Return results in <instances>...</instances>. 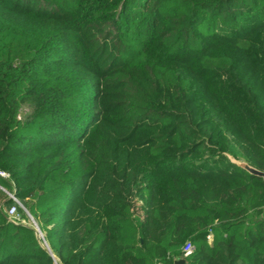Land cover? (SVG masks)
Here are the masks:
<instances>
[{
  "label": "trees",
  "instance_id": "16d2710c",
  "mask_svg": "<svg viewBox=\"0 0 264 264\" xmlns=\"http://www.w3.org/2000/svg\"><path fill=\"white\" fill-rule=\"evenodd\" d=\"M230 157L264 173V0H0V264H264Z\"/></svg>",
  "mask_w": 264,
  "mask_h": 264
},
{
  "label": "built area",
  "instance_id": "2783aa9c",
  "mask_svg": "<svg viewBox=\"0 0 264 264\" xmlns=\"http://www.w3.org/2000/svg\"><path fill=\"white\" fill-rule=\"evenodd\" d=\"M0 178H7V175L4 172L0 171ZM7 197L8 199L11 201L10 207L8 209V213H7V217L9 219V221L13 224H18V223H22L20 217L18 216V211L17 208L21 207V204L19 202V200L16 198L15 193H7ZM25 213L27 214V212L25 211ZM32 220V219H31ZM33 227L35 230L38 231V228L36 226V224L33 222ZM191 248L190 247H186L184 250V256H187L188 254H190Z\"/></svg>",
  "mask_w": 264,
  "mask_h": 264
},
{
  "label": "water",
  "instance_id": "95a60500",
  "mask_svg": "<svg viewBox=\"0 0 264 264\" xmlns=\"http://www.w3.org/2000/svg\"><path fill=\"white\" fill-rule=\"evenodd\" d=\"M231 162L237 165L239 168H241L245 172L249 173L250 175L257 176V177H264V173L257 171L256 169H254L253 167H251L245 162H239V161H231ZM53 260L55 262L54 257H53Z\"/></svg>",
  "mask_w": 264,
  "mask_h": 264
},
{
  "label": "rangeland",
  "instance_id": "374dc122",
  "mask_svg": "<svg viewBox=\"0 0 264 264\" xmlns=\"http://www.w3.org/2000/svg\"><path fill=\"white\" fill-rule=\"evenodd\" d=\"M28 111V108H26V109H24V113L25 112H27ZM230 159V161H236V160H234L233 158H229ZM21 204V203H20ZM139 204H137V206H138ZM9 207H10V205L5 209V212H6V214L8 213V209H9ZM22 211H24V213H25V209H24V207L22 206V204H21V207H19ZM18 216H19V214H18ZM22 221V220H21ZM29 223L32 225V227H33V223H32V220H31V218H29ZM22 223H24L23 221H22Z\"/></svg>",
  "mask_w": 264,
  "mask_h": 264
}]
</instances>
